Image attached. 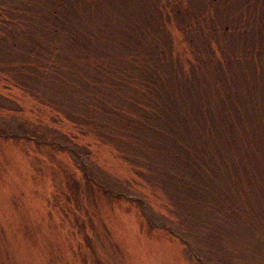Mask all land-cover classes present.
<instances>
[{
    "label": "rangeland",
    "instance_id": "obj_1",
    "mask_svg": "<svg viewBox=\"0 0 264 264\" xmlns=\"http://www.w3.org/2000/svg\"><path fill=\"white\" fill-rule=\"evenodd\" d=\"M261 44L264 0H0V264H264Z\"/></svg>",
    "mask_w": 264,
    "mask_h": 264
},
{
    "label": "trees",
    "instance_id": "obj_2",
    "mask_svg": "<svg viewBox=\"0 0 264 264\" xmlns=\"http://www.w3.org/2000/svg\"><path fill=\"white\" fill-rule=\"evenodd\" d=\"M229 21V20H228ZM227 21V25L226 26H224V28H223V30L226 32V31H228L230 28H231V26H230V24H229V22ZM235 31V30H234ZM262 33V32H261ZM262 35V34H261ZM249 42L250 40H248V39H246V42ZM264 44H261V47L263 46ZM259 48H260V45L258 46ZM255 50H256V48H255V45H253L252 46V51H250L249 50V53H248V55L250 54V56L247 58L250 62H252V63H254L255 64V60H254V58H253V56H257V54L255 53ZM264 51V50H263ZM253 52V53H252ZM257 52H260L261 53V51L259 50H257ZM264 54V52H262V54L261 55H263ZM258 57V56H257ZM246 59V58H245ZM243 60V59H242ZM260 60V59H259ZM225 86H220V89L222 90L223 88H224Z\"/></svg>",
    "mask_w": 264,
    "mask_h": 264
}]
</instances>
